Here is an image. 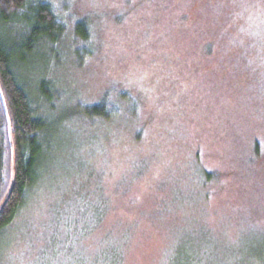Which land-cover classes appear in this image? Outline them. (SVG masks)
Here are the masks:
<instances>
[{
  "label": "rangeland",
  "instance_id": "obj_1",
  "mask_svg": "<svg viewBox=\"0 0 264 264\" xmlns=\"http://www.w3.org/2000/svg\"><path fill=\"white\" fill-rule=\"evenodd\" d=\"M30 1L63 32L18 69L50 130L0 264H264V0Z\"/></svg>",
  "mask_w": 264,
  "mask_h": 264
},
{
  "label": "trees",
  "instance_id": "obj_2",
  "mask_svg": "<svg viewBox=\"0 0 264 264\" xmlns=\"http://www.w3.org/2000/svg\"><path fill=\"white\" fill-rule=\"evenodd\" d=\"M78 29L82 39L91 36ZM11 31L16 37H11ZM62 32L63 25L48 3L0 0V234L15 221L28 189L37 181L45 152L44 135L50 130L18 69L28 63V56L42 41L57 43ZM45 93L50 91L45 89Z\"/></svg>",
  "mask_w": 264,
  "mask_h": 264
}]
</instances>
